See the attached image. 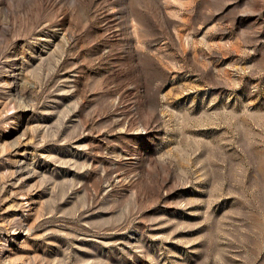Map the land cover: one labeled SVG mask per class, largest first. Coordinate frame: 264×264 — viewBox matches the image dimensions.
<instances>
[{"label":"rangeland","instance_id":"374dc122","mask_svg":"<svg viewBox=\"0 0 264 264\" xmlns=\"http://www.w3.org/2000/svg\"><path fill=\"white\" fill-rule=\"evenodd\" d=\"M0 264H264V0H0Z\"/></svg>","mask_w":264,"mask_h":264}]
</instances>
